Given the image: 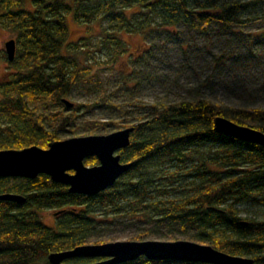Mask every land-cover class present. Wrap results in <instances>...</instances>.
<instances>
[{"label": "trees", "instance_id": "16d2710c", "mask_svg": "<svg viewBox=\"0 0 264 264\" xmlns=\"http://www.w3.org/2000/svg\"><path fill=\"white\" fill-rule=\"evenodd\" d=\"M252 2L0 0V26L16 34L14 59L3 53L12 71L0 82V149L47 147L61 139L60 130L76 114L79 105L75 101L72 115L64 112L70 108L64 99H70L75 85L88 77L90 66L79 59L86 50L83 43L68 40L67 15L83 23L106 21L100 35L120 50L127 48L119 35L122 31L146 34L151 25L183 22L202 28L218 24L231 30ZM136 5L139 10L129 15L126 9ZM258 91L253 95L263 94L264 84ZM51 105L62 108L52 110ZM140 106L144 111L139 121L127 125L134 127L130 143L118 151L122 162L132 164L98 193L70 191L68 184L47 173L0 176V194L24 196L23 201L0 198V264H52L48 258L52 251L108 241L91 240L99 223L111 222L100 215L119 219L137 213L155 221L156 229L166 227V222L185 231L190 228L196 231L193 236L209 239L220 250L264 264V144L215 128V118L220 115L264 131V109L226 107L201 95L174 102H141ZM112 124L118 121L93 120L89 128ZM85 162L92 165L98 158L91 155ZM242 204L258 206L261 212L244 215ZM47 208H58L53 224L41 217ZM102 258L70 257L65 261L78 264ZM116 264L215 263L151 259L142 254Z\"/></svg>", "mask_w": 264, "mask_h": 264}, {"label": "rangeland", "instance_id": "374dc122", "mask_svg": "<svg viewBox=\"0 0 264 264\" xmlns=\"http://www.w3.org/2000/svg\"><path fill=\"white\" fill-rule=\"evenodd\" d=\"M139 10L136 5L126 12ZM130 15V14H129ZM155 20H153L154 24ZM69 42L86 47L79 59L90 66L88 77L77 83L68 97L79 105L76 114L64 109L71 121L60 130L59 137L88 133H106L139 121L143 114L140 103L174 102L201 95L226 107L264 109V0H253L241 21L231 30L218 24L190 27L180 22L148 26L146 34L122 31L119 35L127 48L105 42L100 35L106 21L95 19L79 22L67 15ZM255 36V37H254ZM16 34L0 26V82L7 79L12 68L3 58L6 41ZM250 37L254 38L250 42ZM80 49V48H79ZM223 55L220 62L215 58ZM253 95V96H252ZM59 109L61 105H51ZM49 109L45 110L48 111ZM93 120H114L118 124L97 125ZM158 181V180H157ZM184 183L185 179H180ZM242 214L260 213V207L240 205ZM58 208L41 211L44 222L56 221ZM101 222L91 240L118 239H192L211 243L193 236L196 231L166 222L156 229V222L142 213ZM146 232V233H145ZM140 233L142 236L138 237ZM46 264V263H42Z\"/></svg>", "mask_w": 264, "mask_h": 264}, {"label": "water", "instance_id": "95a60500", "mask_svg": "<svg viewBox=\"0 0 264 264\" xmlns=\"http://www.w3.org/2000/svg\"><path fill=\"white\" fill-rule=\"evenodd\" d=\"M7 56L14 59L16 40L6 41ZM67 107L74 105L64 99ZM133 126L106 133L73 135L51 141L47 147L38 145L20 149H0V176L19 175L35 177L47 173L52 179L69 185L70 191L96 194L111 186L125 172L131 162H122L119 149L130 143ZM215 128L237 138L264 144V131L236 122L226 116L215 118ZM91 155L98 163L89 165L85 159ZM0 198L23 201L24 196L12 192L0 194ZM151 259L199 260L215 264H256L253 257L231 254L211 244L191 239H118L97 243H84L64 251H52L48 258L52 264H72L70 257H104L78 264H116L136 259L140 255Z\"/></svg>", "mask_w": 264, "mask_h": 264}]
</instances>
